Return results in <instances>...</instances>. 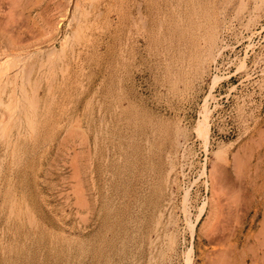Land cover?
<instances>
[{
  "label": "rangeland",
  "instance_id": "rangeland-1",
  "mask_svg": "<svg viewBox=\"0 0 264 264\" xmlns=\"http://www.w3.org/2000/svg\"><path fill=\"white\" fill-rule=\"evenodd\" d=\"M0 66V264H264V0H0Z\"/></svg>",
  "mask_w": 264,
  "mask_h": 264
},
{
  "label": "bare ground",
  "instance_id": "bare-ground-1",
  "mask_svg": "<svg viewBox=\"0 0 264 264\" xmlns=\"http://www.w3.org/2000/svg\"><path fill=\"white\" fill-rule=\"evenodd\" d=\"M5 65V64H4ZM0 68L1 69H3L1 66H0ZM3 70H5V69H3ZM7 73V72H6ZM5 74V73H4ZM3 76V75H2ZM206 121H207V118H205V121H204V124H203V128H202V133H204L203 135H204V137H205V140L208 142V139H209V133H210V128H209V126L206 124ZM205 207H203L202 208V210H201V214H200V217H202L201 215H204V213H205ZM220 233V232H219ZM207 236H208V234H206ZM207 238V237H206ZM213 238V237H212ZM211 238V239H212ZM226 238V237H225ZM209 239V238H208ZM211 239H209V240H211ZM214 240V239H213ZM209 243H210V241H208ZM211 242H212V240H211ZM216 242V241H215ZM214 242V243H215ZM218 242V241H217ZM220 242V241H219ZM219 246V245H218ZM237 246V245H236ZM234 247H235V245H234ZM228 248H229V246H228ZM193 249V248H192ZM191 249V250H192ZM216 250H218V249H216ZM228 250V249H227ZM229 251H230V249H229ZM192 252V251H191ZM213 252V251H212ZM219 253V252H218ZM214 254V253H213ZM220 254V253H219ZM218 254V255H219ZM233 255V254H232ZM191 256V255H190ZM209 256V255H208ZM207 256V257H208ZM217 256V255H216ZM235 256V255H234ZM220 257V256H219ZM190 258V257H189ZM232 258V257H231ZM189 262H191V259H189L188 260ZM215 261V260H214ZM227 261V260H226ZM243 261V260H242ZM188 262V263H189ZM207 264H208V261L206 262ZM191 264V263H190Z\"/></svg>",
  "mask_w": 264,
  "mask_h": 264
}]
</instances>
